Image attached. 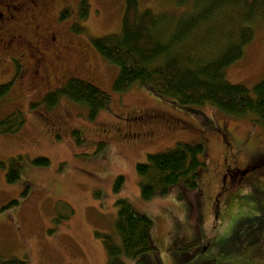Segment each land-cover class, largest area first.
Here are the masks:
<instances>
[{
  "label": "rangeland",
  "instance_id": "obj_1",
  "mask_svg": "<svg viewBox=\"0 0 264 264\" xmlns=\"http://www.w3.org/2000/svg\"><path fill=\"white\" fill-rule=\"evenodd\" d=\"M65 1L70 11L57 18L75 47L65 59L50 49L35 51L32 42L15 41L0 51V84H9L0 97V119L17 111L25 118L20 130L0 135V258L23 264H106L103 235L120 242L115 202L125 198L152 223L155 248L137 259L148 264H264V129L213 105H179L137 83L114 90L118 67L95 50L92 40L120 31L124 0H87L86 17L79 16L78 0L47 4L59 7ZM138 1L140 10L154 13L179 14L186 8L175 0ZM25 14L15 11L13 22L31 40L33 28L22 22ZM53 14L47 10L49 18ZM252 27L243 56L225 69L229 82L247 88L264 77V21ZM70 77L109 95L107 107L94 119L87 118L86 105L65 97L46 106L45 94ZM143 112L159 114L142 124L153 134L139 144L125 141L123 130L136 129L125 119ZM178 142L203 147L205 167L193 211L174 190L141 196L136 164ZM38 156L48 163H34ZM11 158L20 170L14 182H7ZM118 176L122 180L115 188Z\"/></svg>",
  "mask_w": 264,
  "mask_h": 264
},
{
  "label": "trees",
  "instance_id": "obj_2",
  "mask_svg": "<svg viewBox=\"0 0 264 264\" xmlns=\"http://www.w3.org/2000/svg\"><path fill=\"white\" fill-rule=\"evenodd\" d=\"M175 4L186 8L179 14L154 13L140 10L138 0H124L120 31L92 40L95 50L118 67L113 89L124 91L137 83L179 105H213L226 116L249 118L264 129V77L251 88L225 78V69L243 56L252 40L254 22L264 21V0H175ZM88 6L87 0L79 1L80 17L87 16ZM8 87L0 84V97ZM63 97L86 105L89 119L109 102L106 92L78 77L48 91L44 102L50 108ZM24 123L20 111L6 115L0 119V135L17 132ZM202 150L201 143L178 142L147 154L145 162L136 164L142 198L174 190L190 211L195 210L200 196L198 178L205 167ZM33 162L43 165L48 159L38 156ZM19 170L11 158L7 182H14ZM121 180V176L116 178L115 188ZM115 205L114 227L120 242L103 235L106 264H148L137 256L155 248L150 219L125 198ZM0 264L23 262L0 258Z\"/></svg>",
  "mask_w": 264,
  "mask_h": 264
},
{
  "label": "flooded vegetation",
  "instance_id": "obj_3",
  "mask_svg": "<svg viewBox=\"0 0 264 264\" xmlns=\"http://www.w3.org/2000/svg\"><path fill=\"white\" fill-rule=\"evenodd\" d=\"M49 1L53 3L54 0H0V51L11 48L6 46L15 41L25 44L32 42L34 44L30 45L35 48V51L50 49L55 51L57 55H61L64 59V56L74 51V45L69 43L67 36L61 30L62 24L57 18L59 15L67 14L70 11V2L65 1L59 7H56L49 6L47 4ZM79 1L76 3L77 7ZM47 10L54 12L53 18L47 16ZM15 11H25L28 13L23 16L22 22L26 21L32 26L31 40H29V35L26 36L23 33V29L16 28V24L13 22V13ZM42 15H45V18ZM47 19L49 20L47 21ZM9 26L15 28L13 29L14 33L5 32V28ZM156 117H159V114H152L150 112H143L142 114L127 117L124 121L125 125L134 126L136 129L126 127L121 134V138L124 137L127 142L139 144L140 141L151 136L153 134L152 131H154L151 127L146 128L142 125L144 124V120H154L153 118ZM117 131L120 133L121 129L117 128ZM128 145V147L138 146Z\"/></svg>",
  "mask_w": 264,
  "mask_h": 264
}]
</instances>
